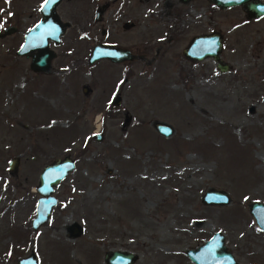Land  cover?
<instances>
[{
  "label": "rangeland",
  "instance_id": "374dc122",
  "mask_svg": "<svg viewBox=\"0 0 264 264\" xmlns=\"http://www.w3.org/2000/svg\"><path fill=\"white\" fill-rule=\"evenodd\" d=\"M41 1L0 4L25 29ZM55 10L67 25L49 43L48 71L35 73L14 54L20 33L0 38V264L30 251L38 264H107L102 254L114 249L135 253L131 264H194L184 250L215 230L237 262L264 264V231L247 211L248 201L264 202V15L246 19L240 5L208 0H60ZM212 30L225 71L211 56L182 53L191 36ZM96 42L134 57L88 64ZM154 119L173 131L159 134ZM65 154L74 167L32 229L40 168ZM210 187L229 201L204 204Z\"/></svg>",
  "mask_w": 264,
  "mask_h": 264
},
{
  "label": "water",
  "instance_id": "95a60500",
  "mask_svg": "<svg viewBox=\"0 0 264 264\" xmlns=\"http://www.w3.org/2000/svg\"><path fill=\"white\" fill-rule=\"evenodd\" d=\"M186 2L188 0H181ZM218 8H227L233 5H240L245 11V18L260 17L264 15V1L261 0H208ZM59 0H43L40 4V18L27 29L24 30L23 39L18 46L16 53L18 55H29V67L33 70L48 71L50 59L54 52L48 47V40L58 43L61 35L64 33L66 22H61L55 7ZM107 7V3H101L94 9L93 19L98 20L101 12ZM125 22L123 27L129 26ZM12 31V27H7L0 32V36ZM221 34L212 30L208 33H200L190 37L187 44L182 48V53L189 59H200L211 56L216 62V68L219 71H225L229 67L222 63L218 57L221 47ZM36 49L35 54L32 52ZM134 57L127 48L111 43L96 42L90 47L86 62L91 64L97 59L105 58L111 62H121L130 60ZM80 90L83 94L90 91V87L85 83L81 84ZM120 98L118 95L113 97V102L118 104ZM250 110L252 108L250 107ZM127 113H124V119L127 120ZM156 132L163 136H168L173 128L170 124L154 119L151 123ZM92 136L95 140L101 139V133L94 131ZM19 157L14 155L7 160V170L15 173L17 171ZM74 161L65 154L62 157H54L49 162L42 165L37 175V182L34 190L38 193L34 205V214L30 219V226L36 229L43 223L49 214L50 208L55 204L56 198L52 194L53 187L72 170ZM201 201L204 204H225L229 201L228 194L222 189L208 188L201 194ZM247 211L254 224L264 231V202L259 200H250L247 202ZM80 226L76 223L70 225V234L77 235L80 232ZM185 255L194 264H238L233 255L224 245L223 233L219 230L213 231L204 241L198 243L195 247L186 248ZM104 261L107 264H131L136 258V254L131 251L110 250L105 252ZM15 264H38L32 251L24 256L17 257Z\"/></svg>",
  "mask_w": 264,
  "mask_h": 264
},
{
  "label": "flooded vegetation",
  "instance_id": "af4514ba",
  "mask_svg": "<svg viewBox=\"0 0 264 264\" xmlns=\"http://www.w3.org/2000/svg\"><path fill=\"white\" fill-rule=\"evenodd\" d=\"M0 1H2V0H0ZM43 1V0H42ZM41 1V2H42ZM60 1V0H59ZM41 2L40 3H36V5H34V6H32V13H34L35 15H36V18L32 21V23H31V25L32 24H34L39 18H40V4H41ZM58 4V3H57ZM97 7V6H96ZM6 10H7V6L6 5H4V4H0V16H2L1 17V19H3L2 20V22H1V24H0V32H3V30L5 29V28H7V27H12V31H10V32H8V33H5L4 35H2V36H0V38H4V37H7V36H10V35H12V34H15V33H20V40H19V42H18V44L16 45V47H15V49H14V54L15 55H17V56H20V57H25L26 59H28L27 61H26V64H27V66H28V68L31 70V71H33V72H35V73H43V72H45V71H38V70H33V69H31L30 67H29V63H30V56L29 55H25V54H23V55H18L17 53H16V50H17V48H18V46L20 45V43H21V41H22V39H23V33H24V30L25 29H27V28H25V29H21L20 27H19V24L17 25L16 23H13V22H11V21H9V20H7L6 18H5V13H6ZM30 25V26H31ZM61 38V37H60ZM59 42H60V40H59ZM49 43H52V44H57V43H53V41H51V40H48V47H49ZM50 48V47H49ZM51 49V48H50ZM34 54H35V52H36V49H34L33 51H32ZM55 56V53H54V55H53V57ZM52 57V58H53ZM51 58V59H52ZM51 59H50V63H51ZM114 96H116V95H114ZM113 96V97H114ZM112 103L113 104H115L114 102H113V98H112ZM109 110H112V109H109ZM124 112V111H123ZM125 113V112H124ZM224 236V235H223ZM205 240V239H204ZM203 240V241H204ZM224 245H225V247H226V249L227 250H229L230 252H231V254L233 255V257H234V253L230 250V249H228V247L226 246V244H225V241H224ZM108 251H110V250H108ZM105 252H107V251H104L103 252V254H102V259L104 260V258H103V256H104V254H105ZM188 258V257H187ZM234 259H235V257H234ZM235 261H236V259H235ZM192 262V261H191ZM236 263H238V264H243V263H239V262H237L236 261Z\"/></svg>",
  "mask_w": 264,
  "mask_h": 264
}]
</instances>
